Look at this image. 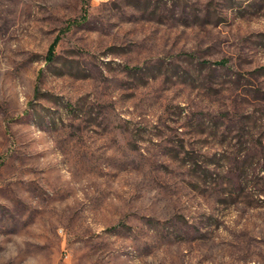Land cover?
Instances as JSON below:
<instances>
[{"label":"rangeland","instance_id":"374dc122","mask_svg":"<svg viewBox=\"0 0 264 264\" xmlns=\"http://www.w3.org/2000/svg\"><path fill=\"white\" fill-rule=\"evenodd\" d=\"M0 264H264V0H0Z\"/></svg>","mask_w":264,"mask_h":264},{"label":"trees","instance_id":"16d2710c","mask_svg":"<svg viewBox=\"0 0 264 264\" xmlns=\"http://www.w3.org/2000/svg\"><path fill=\"white\" fill-rule=\"evenodd\" d=\"M57 42H58V39H55L54 42L51 44L49 52H48V59H53Z\"/></svg>","mask_w":264,"mask_h":264}]
</instances>
